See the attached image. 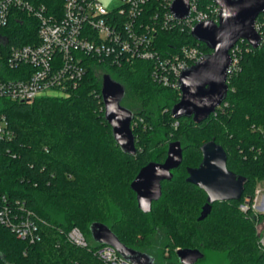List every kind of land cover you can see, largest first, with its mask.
I'll use <instances>...</instances> for the list:
<instances>
[{
  "label": "trees",
  "instance_id": "16d2710c",
  "mask_svg": "<svg viewBox=\"0 0 264 264\" xmlns=\"http://www.w3.org/2000/svg\"><path fill=\"white\" fill-rule=\"evenodd\" d=\"M33 2L62 15L64 0ZM211 2L202 0L200 6ZM256 21L264 36V12ZM38 24L33 15L14 10L1 30L8 37L4 57L11 45L37 42ZM188 44L211 52L189 28L160 29L155 37L161 52ZM233 49L238 63L228 75L227 97L199 124L173 116L180 90L153 81L149 61L116 66L88 57L84 78L68 96L33 102L0 99V111L14 130L12 140L0 143V194L25 201L44 221L42 239L35 243L0 224V252L6 259L14 264H105L93 253L103 244L92 233V224L103 222L127 246L148 253L153 264H181L176 247L200 248L205 255L195 264H264L257 228L264 211L240 207L253 202L256 183L264 180V40L256 48L239 40ZM3 74L16 77L18 71L3 66ZM105 74L125 87L122 104L134 112L135 155L121 148L105 118ZM129 94L140 102L138 108L125 103ZM178 139L183 162L172 180L162 182L161 198L143 212L131 182L149 161H163L169 142ZM210 139L224 146L228 168L247 180L240 200L216 201L199 220L207 194L186 181L187 167L201 162H193L188 153L196 151L200 160V146ZM73 226L89 238L90 249L66 239ZM167 247L172 249L169 257L164 255Z\"/></svg>",
  "mask_w": 264,
  "mask_h": 264
},
{
  "label": "built area",
  "instance_id": "2783aa9c",
  "mask_svg": "<svg viewBox=\"0 0 264 264\" xmlns=\"http://www.w3.org/2000/svg\"><path fill=\"white\" fill-rule=\"evenodd\" d=\"M201 1L190 0L189 14L179 18L172 10L174 0H121L110 9L102 0H64L60 17L33 0H0V99L33 102L43 96H68L84 78L88 57L116 66L149 61L153 81L180 90V74L199 60L204 51L188 44L161 52L156 48L155 37L160 29L189 28L191 32L198 22H217L220 6L212 0L201 7ZM14 10L38 19V41L11 45L4 57L2 49L7 46L8 37L1 30L9 23ZM255 27L263 41L257 21ZM233 48L230 52L235 51ZM231 57L228 75L238 63L236 54ZM3 66L17 70L18 75L6 77ZM47 91L56 94L44 95ZM13 136L10 121L0 111V143L12 140ZM257 200L258 191L251 204L247 200L240 207L244 211L249 207L257 211ZM40 222L44 221L25 201L0 194V224L19 239L29 243L40 241ZM66 239L77 246L91 248L87 236L77 226L67 231ZM259 244L264 246L262 236ZM93 253L105 264H134L107 244L96 246ZM0 264L14 263L0 252Z\"/></svg>",
  "mask_w": 264,
  "mask_h": 264
},
{
  "label": "water",
  "instance_id": "95a60500",
  "mask_svg": "<svg viewBox=\"0 0 264 264\" xmlns=\"http://www.w3.org/2000/svg\"><path fill=\"white\" fill-rule=\"evenodd\" d=\"M214 1L220 6L219 20L198 22L191 31L211 52L203 54L182 71L179 77L180 98L171 109L174 117L192 118L197 124L214 113L227 97L228 70L232 64L230 50L239 40H246L254 48L259 47L262 41L255 23L257 16L264 12V0ZM172 10L177 17H186L190 12V0H174ZM101 95L104 115L112 127L115 140L125 152L135 155L137 148L132 127L134 112L122 104L125 87L111 75L105 74ZM183 150L181 140L170 141L165 159L149 161L132 180L131 188L143 212L150 211L153 202L161 198L162 182L173 179V170L183 162ZM200 150L202 160L198 166L187 167L186 181L197 185L207 194L198 217L202 220L210 214L214 202L240 200L247 177L228 168L227 152L215 139L203 142ZM92 233L98 242L113 246L134 264H153L148 253L127 246L107 224L94 222ZM176 253L181 264H195L205 255L197 247H178Z\"/></svg>",
  "mask_w": 264,
  "mask_h": 264
},
{
  "label": "rangeland",
  "instance_id": "374dc122",
  "mask_svg": "<svg viewBox=\"0 0 264 264\" xmlns=\"http://www.w3.org/2000/svg\"><path fill=\"white\" fill-rule=\"evenodd\" d=\"M103 2V5L106 7V8H112V7H115L117 5H119L121 3V0H102ZM56 92L55 91H47L44 93V95H55ZM127 104H129L131 107L133 108H138L139 107V101L137 102L135 99H132L131 95L129 94L126 98V102ZM148 106V105H147ZM188 156H190L191 160H193V162H200L202 160V157L201 159L199 160V154L196 152V151H192L190 150L189 153H188ZM256 192L258 191V200H257V211H264V180H260V181H257L256 183ZM257 228H258V231L260 233V235L264 238V219L261 220L260 222H258L257 224ZM156 236V235H155ZM89 240V238H88ZM178 247L175 248V250L177 249ZM172 252V249L171 247H167L165 249V256L166 257H169V255L171 254ZM169 260V259H168ZM202 264V263H200Z\"/></svg>",
  "mask_w": 264,
  "mask_h": 264
},
{
  "label": "flooded vegetation",
  "instance_id": "af4514ba",
  "mask_svg": "<svg viewBox=\"0 0 264 264\" xmlns=\"http://www.w3.org/2000/svg\"><path fill=\"white\" fill-rule=\"evenodd\" d=\"M219 106H220V105H219ZM219 106H218V107H219Z\"/></svg>",
  "mask_w": 264,
  "mask_h": 264
}]
</instances>
